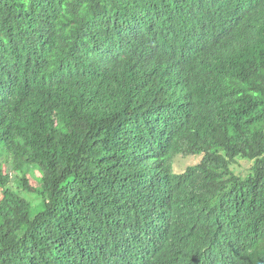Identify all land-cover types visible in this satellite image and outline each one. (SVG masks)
<instances>
[{
    "label": "trees",
    "instance_id": "16d2710c",
    "mask_svg": "<svg viewBox=\"0 0 264 264\" xmlns=\"http://www.w3.org/2000/svg\"><path fill=\"white\" fill-rule=\"evenodd\" d=\"M0 264H264V0H0Z\"/></svg>",
    "mask_w": 264,
    "mask_h": 264
},
{
    "label": "rangeland",
    "instance_id": "374dc122",
    "mask_svg": "<svg viewBox=\"0 0 264 264\" xmlns=\"http://www.w3.org/2000/svg\"><path fill=\"white\" fill-rule=\"evenodd\" d=\"M198 160V158H195V159H184V158H178V169H182L184 168L186 165H188L190 162L194 163ZM252 165V162L250 161H247V160H242L240 159L238 161V163L235 165V170L238 171V172H244ZM11 186H13L14 188H18V185L12 181L11 182ZM26 196L32 200L33 204H38L40 202V198L37 197L36 195L34 194H29V193H26ZM32 215L35 214V211H32Z\"/></svg>",
    "mask_w": 264,
    "mask_h": 264
}]
</instances>
